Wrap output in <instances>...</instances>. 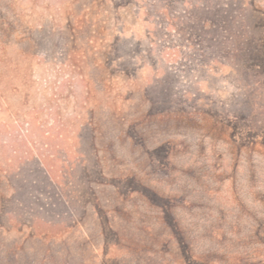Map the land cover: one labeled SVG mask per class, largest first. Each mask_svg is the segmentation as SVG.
<instances>
[{
  "label": "rangeland",
  "instance_id": "rangeland-1",
  "mask_svg": "<svg viewBox=\"0 0 264 264\" xmlns=\"http://www.w3.org/2000/svg\"><path fill=\"white\" fill-rule=\"evenodd\" d=\"M0 45V264H264V0H0Z\"/></svg>",
  "mask_w": 264,
  "mask_h": 264
},
{
  "label": "trees",
  "instance_id": "trees-1",
  "mask_svg": "<svg viewBox=\"0 0 264 264\" xmlns=\"http://www.w3.org/2000/svg\"><path fill=\"white\" fill-rule=\"evenodd\" d=\"M31 1H35V0H31ZM60 2H63V0H60ZM227 9H229V7L225 6V5H221L218 8L217 11V20H216V26L218 28V31L220 30V33L218 35H214L213 36H209L207 35V31H203L200 32L198 35V40L195 43L197 50L204 54H207V49L212 51L215 55V57L218 58H227L230 57L232 55H234L237 51V43H233V37L231 34V23L228 20V11ZM224 18H220L222 16V14H224ZM0 52H1V45H0ZM0 58H1V54H0ZM42 164V166L39 165L38 161H34L36 162L35 165L37 170V173L39 176H37V178H34L32 180V183H39L41 180V178L43 179V181L47 184H52V179L51 178V168H49L47 166V164L44 162L43 159L39 160ZM29 162V161H28ZM26 163H24L23 165H21L19 167V172L21 174H23L24 172H26ZM31 171V170H30ZM45 172V173H44ZM48 174V175H47Z\"/></svg>",
  "mask_w": 264,
  "mask_h": 264
}]
</instances>
